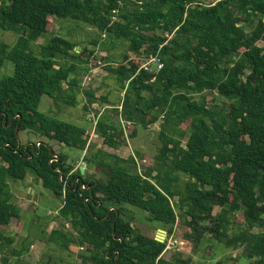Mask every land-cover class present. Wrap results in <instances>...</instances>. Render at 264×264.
<instances>
[{
    "label": "trees",
    "instance_id": "16d2710c",
    "mask_svg": "<svg viewBox=\"0 0 264 264\" xmlns=\"http://www.w3.org/2000/svg\"><path fill=\"white\" fill-rule=\"evenodd\" d=\"M204 1L0 0V30L18 35L13 46L0 45V264L193 263L179 250L167 257V239L134 225L129 205L162 222L168 236L181 220L194 253L241 248L230 264H264V0ZM56 18L86 23L111 44L126 42L124 60L108 67L116 98L85 90L87 111L107 104L95 126L102 146L91 143L86 126L39 108L44 95L76 106L78 64L88 62L76 54L77 42L47 37ZM157 53L163 68L141 69V57ZM7 62L12 74H3ZM207 92L223 100L210 103ZM160 121L162 145L151 164L118 152ZM25 131L37 140L22 142ZM53 143L85 152L93 172L83 173ZM30 172L63 200L57 228L43 227L39 259L29 255V237L17 244L9 233L22 213L10 182Z\"/></svg>",
    "mask_w": 264,
    "mask_h": 264
},
{
    "label": "rangeland",
    "instance_id": "374dc122",
    "mask_svg": "<svg viewBox=\"0 0 264 264\" xmlns=\"http://www.w3.org/2000/svg\"><path fill=\"white\" fill-rule=\"evenodd\" d=\"M213 1L216 0H205L204 2L210 3ZM250 29L251 28H248V30ZM55 35H61L77 42L78 46L76 47V54L87 58L88 62L87 64H78L80 67L79 77L81 80V89L79 92V102L76 106L73 107L63 103H57L51 97L44 95L39 108L42 112L61 118L62 120L86 126L89 131L88 134L90 135L91 143L101 145V137L95 133V125L101 113H103L104 109L107 108V104L105 105L100 102H96L92 105H89V110L87 111L85 109V105L88 103V97L85 93V90H95L97 98H101L102 96H107L111 100L116 98L119 93V86L116 84L114 75L109 73L108 67L112 65L117 66L124 60V56L128 52L126 42L116 40L114 44H111L107 35L101 36L96 28L75 19H53L50 25V32L48 33L47 37L51 38ZM17 39L18 35L16 33L0 30V45L1 41H4L13 46L17 42ZM95 39L99 40V45L97 46L92 44V41ZM44 42L45 38H40L36 43V46ZM257 43L261 45L262 41L259 40ZM104 46L110 48L109 55L116 62H112L107 59L108 52L104 50ZM85 47H88V49L96 48L97 52L94 55H91L89 54V50L84 49ZM129 54L134 55L135 53L131 52ZM65 62V60H61V63ZM12 73L13 64L12 62H7V65L3 70V74ZM65 86H67V83ZM206 94L207 100L210 103L214 102V98L216 99L215 102H221V100H223L215 92H207ZM160 130L161 121L153 124L148 129H140L139 136L135 139L130 138L129 144L122 147L121 154L125 157H129L130 155H138L140 161L141 158L144 157V160L146 161L144 162L151 164L154 161V157L157 154L159 147L162 145ZM25 132L21 135L22 142L25 143V141H27L29 138L33 140L36 139V135H29L27 131ZM56 145L58 151L62 152L63 154L70 155L75 161H78L80 158V165H83L84 168H87V164L82 163V161L84 162V160L81 159V156L83 155L82 151L68 146H61L60 144ZM141 167L143 169V166ZM36 187L40 189L43 194L42 212L45 213L48 208L53 210L61 208L63 205V200L61 198L57 197L52 191L46 189L40 183L36 184ZM128 209L130 211V215L134 217L133 224L144 233L158 236L159 229L165 230L163 228L162 222L154 220L152 216L143 209L132 205H129ZM218 210L219 208H216V211ZM237 220H243V215L241 212H237ZM13 225L15 226V224ZM186 231H188V227L184 225L181 220H178L174 227L173 233L169 236H165L164 239H167L168 241L167 250L165 252L167 257H170L173 252L179 250L184 254L185 257L190 255L194 258L192 264H211V261H214V259L218 257L227 259L225 264H230L235 262L236 257H239L242 253L241 248L229 251L226 250L225 246L214 249V252L209 255L207 254V249L205 247L198 253H194L192 251L191 242L184 238V233ZM207 243L209 245H213L214 240L208 239ZM40 251L42 252V250H39L37 253L38 257L42 256ZM43 251H46V247L43 249ZM60 253V251L55 252L56 255H60ZM239 264H246V261L241 259Z\"/></svg>",
    "mask_w": 264,
    "mask_h": 264
},
{
    "label": "crops",
    "instance_id": "0c3cea01",
    "mask_svg": "<svg viewBox=\"0 0 264 264\" xmlns=\"http://www.w3.org/2000/svg\"><path fill=\"white\" fill-rule=\"evenodd\" d=\"M27 133L29 135H34L29 132ZM29 139H27V141ZM36 140H37V136L34 141ZM53 144L55 145L56 148L57 143H53ZM97 146L99 147L102 145H97ZM121 150L122 148L118 151L120 154H121ZM84 154L85 152H83L81 159H83ZM79 159L78 161L75 162V166L77 165L78 167H81ZM82 163L84 162L82 161ZM86 171L93 172V170L91 168H88V166L87 168H84V172ZM38 183L40 182L36 180V177L32 172H30L28 174V177L24 180H17L10 182L11 190L14 194V200L17 203V205L21 208L22 213L20 218H14L12 220L10 224L9 233L12 236H14V238L17 241V244L21 243L23 239L27 237H29L31 240L34 239L32 240L33 244L30 248L29 255L36 259H39L44 255L43 249L46 246L47 237L44 238L42 232L43 227L46 228L47 233H50L51 231L56 229L59 224V209L53 210L51 208H48L45 213L42 212L43 194L41 190L36 187V184ZM13 224H15V226ZM62 224L64 225V221ZM160 230L161 229H159V231ZM38 249L42 250V252L40 251L42 253L41 257H38L37 254L39 252ZM77 260H79V258ZM211 262L213 263V261Z\"/></svg>",
    "mask_w": 264,
    "mask_h": 264
},
{
    "label": "built area",
    "instance_id": "2783aa9c",
    "mask_svg": "<svg viewBox=\"0 0 264 264\" xmlns=\"http://www.w3.org/2000/svg\"><path fill=\"white\" fill-rule=\"evenodd\" d=\"M131 58H137V54H134V55L131 54ZM163 66H164V62L159 53L141 57V69H144L152 73H157L163 68ZM97 121H96V124H97ZM40 144L41 143L38 142V145ZM81 167H84V166L81 165ZM64 224L66 225V227H69L68 222L65 221Z\"/></svg>",
    "mask_w": 264,
    "mask_h": 264
},
{
    "label": "water",
    "instance_id": "95a60500",
    "mask_svg": "<svg viewBox=\"0 0 264 264\" xmlns=\"http://www.w3.org/2000/svg\"><path fill=\"white\" fill-rule=\"evenodd\" d=\"M82 172L84 173V167H82ZM167 235V232L163 229H161L160 231H158V236H156V239L158 241L163 242L165 239V236Z\"/></svg>",
    "mask_w": 264,
    "mask_h": 264
}]
</instances>
